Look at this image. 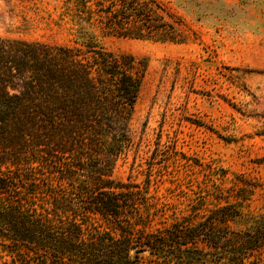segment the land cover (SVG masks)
<instances>
[{"label":"trees","instance_id":"1","mask_svg":"<svg viewBox=\"0 0 264 264\" xmlns=\"http://www.w3.org/2000/svg\"><path fill=\"white\" fill-rule=\"evenodd\" d=\"M59 1L66 43L0 37V246L21 264H264V216L239 230V205L203 201L168 224L149 187L112 176L148 63L100 38L186 43L187 20L166 0Z\"/></svg>","mask_w":264,"mask_h":264},{"label":"rangeland","instance_id":"2","mask_svg":"<svg viewBox=\"0 0 264 264\" xmlns=\"http://www.w3.org/2000/svg\"><path fill=\"white\" fill-rule=\"evenodd\" d=\"M166 1L196 33L186 43L100 38L107 51L148 63L132 121L134 146L112 176L149 187L168 205V224L206 201V211L239 205L235 229L263 225L264 0ZM61 5L0 0V37L66 43ZM141 256V264H157L148 252ZM0 264L21 263L0 246Z\"/></svg>","mask_w":264,"mask_h":264}]
</instances>
